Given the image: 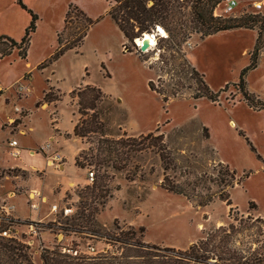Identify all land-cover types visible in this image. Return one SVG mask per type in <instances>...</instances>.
Masks as SVG:
<instances>
[{
  "label": "rangeland",
  "instance_id": "374dc122",
  "mask_svg": "<svg viewBox=\"0 0 264 264\" xmlns=\"http://www.w3.org/2000/svg\"><path fill=\"white\" fill-rule=\"evenodd\" d=\"M16 1L0 0V3L14 9L12 6ZM251 1L262 2L263 9L258 14L264 16V0H238L235 12L224 16L233 18L256 13ZM25 4L38 16V33L34 41L36 47H44L43 50H56L59 34L62 44L76 41L87 24L85 16L91 20L98 19L77 47L66 50L58 58L55 72L63 78L61 86L75 89L88 80L101 89L106 98L97 105V113L109 138L123 134L137 137L156 129L162 133L171 159L167 175L172 182L188 184V192L193 196L187 199L161 188L163 164L154 149L137 153L121 171L93 163L89 166L86 165L89 162L81 159L85 164V178L88 169L93 171V178L97 177L95 186L100 184L102 175L111 178L107 186L113 196L95 215V221L109 232L115 228L114 220L122 227H143L144 242L176 250H184L199 239L207 238V234L219 226L232 224V248L264 252V223L255 221L256 218L264 219V109L256 111L249 108L236 87L240 71L249 63L255 30L220 32L203 40L194 33L182 46L188 63L204 76L212 91L218 92L226 87L219 93L217 102L212 103L204 98H191L195 84L179 68L174 69L171 78L158 69L159 45L155 44L142 53L136 50L133 41L127 46L134 53L124 52L123 35L106 13L108 0H26ZM181 10L184 19L189 20L188 4L184 3ZM68 11L70 14L63 30ZM23 13L29 22V15L25 11ZM18 18L21 22L23 17L18 14ZM161 37H155L156 43ZM160 44L164 45V42ZM150 66L153 68L149 69ZM22 68L23 63L17 61V57L8 56L0 60V76L5 81L20 73ZM85 69L88 76L83 74ZM149 80L156 90L166 94L178 80L185 89L164 102L160 95L149 89ZM246 86L249 92L264 101V48L256 69L246 75ZM77 116L79 120L78 105ZM230 120L234 125H229ZM98 138V134H89L82 139L84 150L90 146L96 148ZM219 163L234 170L239 178L245 175L240 185L231 188L217 184L226 178L219 169ZM41 175L42 172H36L37 177ZM92 184L74 187L71 183L67 186L63 202L58 206L59 211L72 206L74 213L67 219L79 210L80 199L76 195L79 191L83 193L84 202L92 201L94 207H99L100 200L90 197L87 194L90 190L84 189ZM98 192L96 188L94 195ZM220 193L230 196L231 206L218 199ZM208 195H214L212 202L199 206L198 203ZM256 206L259 214L255 211ZM230 208L233 209L229 213ZM21 210L26 212L27 208L23 205ZM1 214L0 223H6ZM48 223L64 225L66 219L58 213L50 215V220L44 224ZM15 228L23 238L26 236L23 235L26 230L23 225ZM49 232L44 235L47 238L45 242L36 236L33 246L28 247L33 264H41L39 255L42 249L56 245L88 256H93L86 253L88 247L97 252L110 249L103 239L83 232L63 231L57 227Z\"/></svg>",
  "mask_w": 264,
  "mask_h": 264
},
{
  "label": "trees",
  "instance_id": "16d2710c",
  "mask_svg": "<svg viewBox=\"0 0 264 264\" xmlns=\"http://www.w3.org/2000/svg\"><path fill=\"white\" fill-rule=\"evenodd\" d=\"M225 0H108L107 15L115 23L119 31L122 33L125 44L124 52H134L127 43H133L136 39L141 38L145 34H153L156 26H161L166 36L156 43L159 45V55L157 59L158 69L165 75H171L175 68H179L183 73L187 74L189 79L193 81L195 87L191 98L193 100L207 99L212 103L217 102L218 95L221 91L214 92L210 89L204 80V76L192 67L187 59L182 46L191 38L192 34H198L200 40L220 32L234 31L239 29L255 30L256 37L253 48L249 53V63L239 73L236 87L241 93L243 101L246 105L256 111L264 109V101L260 100L253 93L249 92L246 86V75L248 72L256 69L259 61L261 50L264 48V16L258 13H247L239 16L215 17L213 11L216 7H221ZM188 4L190 16L189 20H185L182 13V5ZM16 4L30 17L28 26L24 30L23 37L19 41L2 35L0 36V60L17 51L21 59H26L30 37L36 29L38 16L23 3V0H17ZM71 8V7H70ZM70 11L66 12L64 17V29H66L67 17ZM82 16H85L80 12ZM86 26L79 34L76 41L62 44L60 34L58 35V46L52 56L41 63L37 68L42 69L47 64L57 60L66 50L77 47L86 35L87 30L96 20L84 17ZM164 42V45L160 44ZM159 43V44H158ZM137 50V49H136ZM140 56V53L135 52ZM143 61L145 59H142ZM104 69V66L101 65ZM153 67L150 66L149 69ZM87 73H85L86 75ZM171 78V76H170ZM151 91L161 96L162 101L167 102L169 97H176L183 89L184 85L178 80L174 83L169 92L163 93L154 88L152 80L147 82ZM48 91L44 94L45 101L57 100L56 96H51ZM70 96L77 99L78 113L80 119L77 121L73 134L75 137L84 139L89 134H98L97 147L90 146L86 150L80 151L75 159V166L84 169L85 164L81 159L85 160L86 165L110 167L115 171L124 170L128 162L144 150H155L159 155L163 164V179L160 184L165 191L191 199L188 192V184L181 185L172 182L167 175L171 159L169 150L164 142V136L157 129L155 132H149L145 135L130 137L126 134L118 138H109L106 133L105 126L97 113V105L105 98V94L100 88L92 85L79 86L70 92ZM148 142V143H146ZM220 171L223 172L224 180H220L217 184L233 188L240 185L241 178L236 176L234 170L228 168L227 165L219 163ZM97 178V177H96ZM96 178H94L91 187L86 186L85 190H90L87 194L93 199H99V207H94L92 201L87 203L83 201V193L77 192L76 195L80 199L79 210L74 216L66 219L64 225L55 226L54 223L42 224V228L51 230L54 227L63 231L74 233H86L93 238L103 239L110 249L98 252L93 256L77 255L73 256L63 252L60 245L53 248H45L41 250L39 255L41 264H264V252L256 249L251 252H245L240 249H234L230 246V239L234 232V227L229 224L228 227L219 226L207 238L199 239L190 244L184 250H176L174 248H159L156 245L143 241L144 228L135 229L133 226L122 227L114 220V230L109 232L95 221V215L105 206L113 194L107 184L110 177L102 175L100 184L95 186ZM98 188L99 192L94 195V190ZM214 195H208L207 198L198 203L199 206H206L212 202ZM218 199L227 206H231L230 196L228 194H218ZM252 203V202H251ZM249 208H251L249 206ZM230 208V211H232ZM6 223H0V230L7 229L11 220H5ZM255 221L264 223V219L256 218ZM17 224H33L37 222L19 221ZM218 238V240H217ZM217 240V241H216ZM28 247L20 242L11 239L0 238V264H33Z\"/></svg>",
  "mask_w": 264,
  "mask_h": 264
},
{
  "label": "crops",
  "instance_id": "0c3cea01",
  "mask_svg": "<svg viewBox=\"0 0 264 264\" xmlns=\"http://www.w3.org/2000/svg\"><path fill=\"white\" fill-rule=\"evenodd\" d=\"M23 3L25 4L26 0H23ZM16 5L14 3L12 6L14 9H10V6L0 3V19H4L3 24L0 20V36L5 35L19 41L29 22L23 13L24 10L17 8ZM18 14L23 17L21 22L18 21ZM37 33L36 25L30 37L26 59H21L17 51H13L10 55L17 57V61L23 63L22 71L6 81L0 76V170L12 171L8 179L0 180V203L12 194L13 197L7 201L15 207L12 213L14 219L44 224L52 215L50 206L54 204L59 206L63 202L67 186L72 183L74 187H82L86 185L87 180L84 176L85 170L75 166V159L80 151L85 149V144L81 138L73 134L78 121L77 101L70 96L74 87L61 86L63 78L55 72V64L59 59L42 69L37 68L55 52L54 48L48 51L43 50L44 47H36L34 39ZM123 42L122 46L126 42L125 39ZM85 71L87 70L83 71L84 75ZM85 76H88V73ZM16 82H21L28 88V92L15 95L9 88ZM85 85L92 84L84 80L80 86ZM48 91L58 99L45 101L43 97ZM14 107L21 108L24 113L19 122V132L10 134V128L5 124L9 117L14 116ZM230 122L234 123L232 120ZM230 122L229 125L232 126ZM11 139L17 141L14 150L19 153L18 158L9 154L12 148L7 142ZM46 143L50 146L47 154L31 156L28 153V150ZM53 153H58L63 158L58 169L46 163V156ZM36 172H42L41 177H37ZM32 190L40 191L45 198V203L40 204L35 212L30 211L26 206L27 195ZM23 205L27 208L26 212L21 210ZM257 208L256 206L255 211L259 214ZM49 231H41L39 239L42 242L46 241L44 235L50 233Z\"/></svg>",
  "mask_w": 264,
  "mask_h": 264
},
{
  "label": "built area",
  "instance_id": "2783aa9c",
  "mask_svg": "<svg viewBox=\"0 0 264 264\" xmlns=\"http://www.w3.org/2000/svg\"><path fill=\"white\" fill-rule=\"evenodd\" d=\"M238 4H239L238 0H225L221 7H216L214 9L213 15L215 17H221V16L224 17V14L231 15L235 12V9L237 8ZM251 7L256 11V13H259L263 9V5H262L261 1H251ZM153 35L155 37L158 35L163 36V37L165 36L164 33H162L160 31L159 26H156ZM150 36H152V34H150ZM141 39L142 38H140V40ZM135 45H136V49H138L140 51V47L142 46V42H140V44L135 43ZM150 48H151V46H149V48L145 52H147ZM145 52H142V53H145ZM9 89L17 96L23 95L24 93L28 92V88L25 87L21 82H16V83L12 84ZM0 93H1V91H0ZM13 111H14V116L9 117L6 121V124H5L8 128H10L9 129L10 134H13L14 132H19V130H18L19 122L22 119L23 113H24L23 110L19 107H14ZM21 134H23V133L21 132ZM7 144L10 148H12V150L9 152V154L12 157L18 158L19 153L14 150V148L17 147V141L14 139H11L7 142ZM49 149H50V146L48 143H46V144L38 146L37 148H34L33 150H28V153L31 156L36 155V154L42 155V154H47L49 152ZM62 161H63V158L58 153H53L51 155L46 156L47 165L53 166L56 169H58V167L60 166ZM10 173H12V171H10V170H0V180L8 179ZM93 175H94L93 171L91 169H88L87 173H86V180H87L88 184H92V182L94 180ZM12 197H13V195L9 194L0 203V213H2L1 214L2 220L3 219L11 220V222L9 223L10 225L7 229L0 230V238L15 240L17 242H20V243L26 245L27 247H32L34 244V241L36 240L35 239L36 236L39 237L41 231H43V228H42L43 223L37 222L38 225L25 224L24 226H25L26 230L23 232V235H26V236L23 238L22 234H18L15 227H17V225H19V224L15 223L16 219H14L13 215H12L15 207L13 204H11L7 201L8 199H10ZM42 203H45V198L41 195L40 191L32 190L28 193L27 200H26V206L30 211H32V212L37 211L40 207V204H42ZM50 213L53 216H56L58 213H61L62 216L67 217V216L73 214L74 210H73L72 206H65L62 208L61 211H59L58 206L56 204H54V205L50 206ZM60 249L63 252L69 253L73 256H77L80 254L77 250H73L72 248H68L66 246H61ZM86 253L89 255H95L98 252L96 250H94V248L88 247L86 250Z\"/></svg>",
  "mask_w": 264,
  "mask_h": 264
},
{
  "label": "bare ground",
  "instance_id": "6f19581e",
  "mask_svg": "<svg viewBox=\"0 0 264 264\" xmlns=\"http://www.w3.org/2000/svg\"><path fill=\"white\" fill-rule=\"evenodd\" d=\"M160 28V27H159ZM160 31L162 32V33H164V35L166 36V34H165V32L162 30V28H160ZM145 37H149V38H151V39H148V41H149V46H154L155 44H156V40H155V36L152 34V36H150V34H145ZM140 42H141V40H140V38L139 39H136L135 40V43L136 44H140ZM232 125H233V123H232Z\"/></svg>",
  "mask_w": 264,
  "mask_h": 264
},
{
  "label": "water",
  "instance_id": "95a60500",
  "mask_svg": "<svg viewBox=\"0 0 264 264\" xmlns=\"http://www.w3.org/2000/svg\"><path fill=\"white\" fill-rule=\"evenodd\" d=\"M141 42H142V46L140 47V51L145 52L149 48V41L145 37V35L142 36Z\"/></svg>",
  "mask_w": 264,
  "mask_h": 264
},
{
  "label": "clouds",
  "instance_id": "9594fccd",
  "mask_svg": "<svg viewBox=\"0 0 264 264\" xmlns=\"http://www.w3.org/2000/svg\"><path fill=\"white\" fill-rule=\"evenodd\" d=\"M147 39H151V38H149V37H146Z\"/></svg>",
  "mask_w": 264,
  "mask_h": 264
}]
</instances>
